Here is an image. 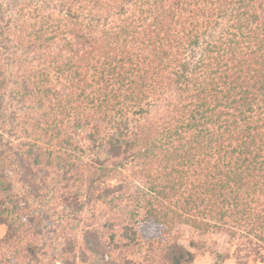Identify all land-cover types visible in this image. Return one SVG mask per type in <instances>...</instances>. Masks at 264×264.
<instances>
[{"label": "trees", "instance_id": "trees-1", "mask_svg": "<svg viewBox=\"0 0 264 264\" xmlns=\"http://www.w3.org/2000/svg\"><path fill=\"white\" fill-rule=\"evenodd\" d=\"M0 224V264L264 251V0H0Z\"/></svg>", "mask_w": 264, "mask_h": 264}, {"label": "rangeland", "instance_id": "rangeland-1", "mask_svg": "<svg viewBox=\"0 0 264 264\" xmlns=\"http://www.w3.org/2000/svg\"><path fill=\"white\" fill-rule=\"evenodd\" d=\"M175 231L179 236V243L194 254V261L191 264H214L216 260V252L229 253V255H232L228 257H231L230 262L232 264H245L249 260L257 261L258 257L260 259L263 258L260 254H263L264 251L261 250L255 255L254 253L249 252L248 249L241 247L238 240L235 239L230 242L231 240L224 233H200L186 225H180L175 228ZM4 233L5 225L0 224V237L3 236ZM262 260L263 259H261V261ZM225 262L227 263V261L224 260L221 264H225Z\"/></svg>", "mask_w": 264, "mask_h": 264}, {"label": "crops", "instance_id": "crops-1", "mask_svg": "<svg viewBox=\"0 0 264 264\" xmlns=\"http://www.w3.org/2000/svg\"><path fill=\"white\" fill-rule=\"evenodd\" d=\"M260 255H262L263 256V258H261V259H263L264 260V252H263V254H260ZM261 256V257H262ZM261 259L258 257V259H257V261H251V260H249L247 263H245V264H264V261L262 260L261 261ZM225 261H227V263L225 262V264H230L231 262V257L230 258H227V259H225ZM229 261V262H228ZM232 264V263H231Z\"/></svg>", "mask_w": 264, "mask_h": 264}]
</instances>
